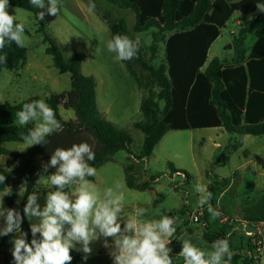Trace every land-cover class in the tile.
<instances>
[{
	"label": "trees",
	"instance_id": "trees-1",
	"mask_svg": "<svg viewBox=\"0 0 264 264\" xmlns=\"http://www.w3.org/2000/svg\"><path fill=\"white\" fill-rule=\"evenodd\" d=\"M86 1L89 3V0ZM106 1L134 12L136 22L131 30L134 33L156 30L153 44L148 48L151 58L154 59L158 54L159 42L165 43L166 62L159 67L152 64L140 46L138 58L124 61L143 91L140 106L143 119L133 124V128L144 135L139 156L131 151V133L118 128L101 114L96 100L97 79L86 76L82 71L84 55L74 53L66 60L63 45L48 33V25L56 16L46 15L44 20H39L41 9L34 7L30 0H10L11 6L33 15L37 33L42 36L47 46L46 53L52 57L54 67L60 74H69L71 77L70 91L51 94L45 99L63 130L49 136L46 144L31 146L24 153L6 147L12 142L24 143L21 134H27L34 127L33 124L15 126V113L22 110L25 103L43 99L33 96L21 103L0 104V156L13 160L11 169L0 165V174L6 177L4 183L0 184V195H4L6 208L16 209L22 216L27 196L34 190L39 192L37 181L43 166L49 162L57 147L69 148L73 144L89 143L95 153V160L89 163L98 169L113 161L115 154L120 151L127 152L129 159L144 163L170 131L223 127L228 134L237 137L236 140L232 138V144L225 151L229 148L238 150L241 137L245 135H264V18L256 16L249 20L257 12V4H264V0ZM236 13L245 20L235 39L236 57L230 60L216 58L205 67L212 44ZM101 17L112 28L113 36L120 34L129 37L130 28L125 19L114 22L106 13L101 14ZM250 36L255 39V43L248 49L245 42ZM0 56L7 57L6 63L0 62V70L19 71L27 63L28 49L25 46L18 47L14 42H6L5 47L0 49ZM61 109L73 110L75 119L63 120ZM136 167L134 163L125 166L126 185L144 191L155 178L138 183ZM169 167L172 172L188 175L187 172L176 170L171 163ZM53 171L50 168L44 173L48 175ZM88 179L94 181L95 176ZM21 187L24 188V198L18 210ZM250 220L264 221V214ZM21 228L28 234L30 242L32 236L27 217H24ZM225 230L213 232L205 226L203 238L210 245L217 239L229 241ZM183 231L194 234L193 228L188 225ZM9 237L10 234L0 237V256L6 254ZM71 254V264L83 261L80 252L73 251ZM230 262L255 264L246 254H235Z\"/></svg>",
	"mask_w": 264,
	"mask_h": 264
},
{
	"label": "clouds",
	"instance_id": "clouds-1",
	"mask_svg": "<svg viewBox=\"0 0 264 264\" xmlns=\"http://www.w3.org/2000/svg\"><path fill=\"white\" fill-rule=\"evenodd\" d=\"M30 3L41 9L39 20H44L46 15L57 16L61 7L58 0H30ZM10 6V0H0V49L6 42L25 46V25L17 23L16 16L9 14ZM88 7L90 12L95 10L94 0H89ZM257 8L264 11V4H257ZM139 46V37L133 40L120 34L107 43L108 50L116 54L118 61L138 58ZM6 61V56H0V62ZM15 117V126L34 123L27 134H21L26 148L44 145L49 136L63 130L54 110L44 100L25 103ZM94 160L95 153L87 142L69 148L57 147L43 166L45 173L50 168L54 171L47 176L41 175L37 181L47 180L42 208L36 190L27 196L23 216L16 209L5 208L0 198V219L4 221L0 226V237L17 234L11 240L13 264H71L73 251L82 252L86 261L93 251L91 245L101 239L103 247L109 249L113 264H174L170 256L172 249L168 247L176 231L174 218L164 215L156 221L139 219L147 212L144 208L138 209L133 218L123 217L124 194L107 188L101 195L88 179L97 174V169L89 163ZM5 179V175L0 174V184ZM195 190L200 193L199 205L209 204L212 193L200 185ZM208 210L214 219L221 215L210 204ZM24 217L30 222V242L28 234L21 228ZM181 242L178 256L183 257L184 264H228L231 259L227 239L214 241L208 252L189 240Z\"/></svg>",
	"mask_w": 264,
	"mask_h": 264
},
{
	"label": "rangeland",
	"instance_id": "rangeland-1",
	"mask_svg": "<svg viewBox=\"0 0 264 264\" xmlns=\"http://www.w3.org/2000/svg\"><path fill=\"white\" fill-rule=\"evenodd\" d=\"M81 1L89 6V3H87L86 0ZM94 3L96 4V8L92 12L98 18L100 17L103 22L106 23V21L102 19L101 14L105 13L109 14L111 20L114 22L121 18L126 20L130 28L129 37L133 40H135L137 37L140 38V47L144 48L147 58L152 61V64L155 67H159L161 64L166 62L164 41L159 42L158 54L154 59L151 58V54L148 51L150 45L153 44V34L156 32V30H151L141 34H136L131 31L136 22L133 11L114 6L108 3L106 0H94ZM8 11L9 14L15 15L16 21L23 23L27 29V32H24V37L25 47L28 49V60L27 65L20 71L12 72L6 69L0 70V104L5 102H9L11 104L21 103L36 95H39L45 101V96L51 93L70 91L71 77L69 74H60L59 71L54 67L52 57L46 53L47 46L44 44L42 36L37 33V27L35 25L33 15L24 9L13 6H10ZM256 16L264 18V11L258 9L257 12L250 17L253 19ZM244 21L245 20L238 13H236L226 23L225 27L221 30V36L212 44L209 50L208 61L205 67L216 58L230 60L236 57L237 51L235 48V39ZM169 36L170 34L167 35V37ZM60 43L62 44V42ZM254 43L255 39L250 36L247 38L245 46L246 48L250 49ZM85 61L86 58L84 63ZM36 65L43 67L45 72L39 71L35 67ZM32 79L36 80L34 85L32 83ZM118 87L119 94L117 98V106L119 98L124 89L123 79L120 80ZM140 97L141 106V101L143 98L142 89L140 92ZM120 101H122V98ZM126 103L128 105L127 107H129V117L135 116L137 110L136 95L132 94L126 100ZM119 109L120 107L116 108L117 111H120ZM124 114L125 113L122 115ZM61 115L65 121L75 119V113L73 110L66 111L61 109ZM106 119L109 120V118ZM142 119L143 117L141 120ZM29 124L34 125L33 122H30ZM133 124L129 131L133 137L134 143L133 150L131 145V151L134 153V155H139V152H137V147L140 141L136 136V129L133 128ZM173 133L174 132L166 136V138L161 143L162 145L154 150L151 157L145 163L148 177L152 175L155 177V179L159 180V182L155 185V187L159 189V193L157 195L159 203L163 201L161 198L164 196L165 199L169 201L171 207L176 208L180 204L181 199L188 198L186 192L188 189L190 191L189 200L191 203L187 205V209L190 211V213L193 212L194 207L197 204L196 202H198H195V199L198 200L197 192H195V184L198 182V179L200 177L203 178L205 172H207L211 175L217 176L218 179L225 177L229 184L232 182L227 194L224 197V200H226L228 203L224 204L223 206L225 210V205H227V209L229 210L240 209L241 211L247 213H254L256 216L262 215L264 213V135L243 136L241 137V146L238 148V150L234 151L232 148H229L227 151H225V149L232 144V138H235L236 140L237 137L227 134L225 138L220 140L224 145L223 148L216 150L210 143H205L201 147L198 143L200 142L201 136L204 135V132L194 131L193 137L195 141H197V144L194 148V158L190 152L183 156V165L185 167L184 171H187L191 175L193 182L191 183L190 187L181 186L179 189H176L177 183L184 181L185 176L182 175L183 177H178L172 172L169 164L171 163L175 165L173 161L175 158H171L173 160L169 161L164 160V155L161 151V148L165 147L167 149H174L173 147L176 144L186 145V143L189 142V138L177 137L174 136ZM178 133L189 134L190 132L181 131ZM139 134L142 141L144 139V135L141 131H139ZM6 146L10 150H16L20 152H25L31 148H26L25 143L18 142L8 143ZM131 160L132 159L129 160V154L127 152L120 151L115 154L113 161L106 163L97 169V174L95 175L96 179L95 181L91 182L96 186L101 195H103V192L107 188H112L117 193L122 192L125 197L124 201L129 200L132 196H141V198H143L150 197L153 194L151 191H138L127 187L125 166L128 165ZM215 162H217V164ZM12 163L13 160L11 158L0 156V165H2L4 168L11 169ZM138 174L140 175V181L144 182V178H141L143 177L142 172H139ZM41 175L47 176L44 172L40 174V177ZM46 185L47 180L41 178V180L38 182L37 189L40 187V191H43L46 189L44 188ZM23 194L24 190L21 188L19 190V197L17 201L18 210L20 209L23 201Z\"/></svg>",
	"mask_w": 264,
	"mask_h": 264
},
{
	"label": "crops",
	"instance_id": "crops-1",
	"mask_svg": "<svg viewBox=\"0 0 264 264\" xmlns=\"http://www.w3.org/2000/svg\"><path fill=\"white\" fill-rule=\"evenodd\" d=\"M45 2H47V0H45ZM58 3L61 6L60 11L59 14L56 16L55 20L48 25V29H47L49 31L48 33L51 36L57 37L60 40V42H62L64 46L63 49L64 58L66 60H69L74 53H82L84 55L86 61L82 66V71L86 76H95L97 79L96 100L101 114L105 118H109L110 122L112 121L114 124L118 126V128L120 127V129L130 131L133 122L139 121L143 117L142 112L139 110L140 100H141L140 97L141 89L134 76L130 73L127 64L124 61L116 60L115 59L116 54L110 52L107 48V43L113 37L112 28L108 24L103 22L100 19V17L98 18L93 12H90L89 7L81 0H58ZM35 67L39 71L45 72L43 67L39 65H36ZM121 79L124 80V89L119 98L118 106H117V98L119 94L118 86L120 84ZM32 83L34 85L36 83V80L32 79ZM60 93L63 92H55L51 94H60ZM51 94L45 96V99L48 98ZM132 94H135L137 97V110L135 116L129 117L128 114L129 107H127L128 105L126 103V100ZM121 98L122 101H120ZM116 106L120 107L119 109L120 111L116 110L117 108ZM123 113L125 114L122 115ZM139 131L140 130L138 129L136 130V136L140 141L137 147V152H139L138 154L140 155L143 147L144 139L141 141ZM194 131L204 132V135L201 136L200 142L198 143L201 147L205 143H210L216 150H220L221 148H223L224 145L221 143L220 140H222V138H225L226 135L228 134L223 127L190 130L189 134L178 133L181 131L168 132L164 136V138L160 141L157 147H160V145H162L161 143L166 138V136L172 132H174L173 133L174 136L189 138V142L186 143V145L176 144L173 147L174 149H167L165 147L161 148V151L164 155L163 156L164 160L169 161V160H173L171 158H175L173 161L175 163L174 167L176 168V170L179 171L185 170V167L183 165L184 162L183 156L187 155L188 152H190V154L194 158V148L197 144V141H195L193 137ZM133 145L134 143H132V150H133ZM139 155H135V156H139ZM146 162L147 161L142 163V162H138L135 159H132L131 162L129 163V164L134 163L137 165L135 174L139 178V180L137 181L138 183H141L140 175L138 174L139 172H142L143 177L141 178H144L143 179L144 181H146L147 179L155 178L152 175L148 177L145 168ZM215 163L217 164V162ZM173 173L176 174L178 177H183L182 175L185 176L184 181H180L179 183H177L176 189H179V187L181 186H188V187L191 186L193 180L188 172H187L188 175L182 172H173ZM158 182L159 180L155 179L152 182V184L146 190H144V191H151L153 193L150 197L141 198V196H132L129 200L124 201L122 205L123 211L121 215L125 218H133L136 216V212L138 209L144 208L147 210V212L143 217L139 218L142 220L156 221V220H160L164 215L172 216L175 220L174 227L176 229V234L170 238L172 241L168 245V247L172 249L170 256H172L174 264H184L183 257L178 256V253L182 249V242H181L182 240L191 241L192 244H194L196 247H198L199 249L205 252L212 250L211 247L212 245L208 244L206 240L203 238V231L205 226H207L210 229V231L213 232H221L223 229H226L225 232H226V236L229 239L231 257L235 254H246L252 248L250 241L248 240V238L244 236V230H245L244 225H239L234 229H228L226 226L220 223V216L214 219L208 210L210 204L212 209H214L215 211H219L220 213L223 212L228 216L235 218L238 221L244 219H250L254 217H261L264 214L263 213L262 215L256 216L254 213H247L241 211L240 209L229 210L227 209V205H225L226 206V210H225L223 206L227 202L226 200H224V197L227 194L229 187L232 183L231 182L229 184V182L225 177H221V179H218L217 176L205 172L204 177L203 178L200 177L198 179V182L195 184L196 186L197 185L203 186L208 192L212 193V197L211 200L209 201V204L200 206L199 203L196 202L200 198V193L197 192L198 200L195 199V202L197 204L194 207L193 212L197 210L199 207L205 208V216L202 220V223L198 225H195L190 222V215L193 213V212L190 213V211L187 209V205L191 203L189 200L190 191L187 189L186 192L188 198L181 199L180 204L176 208L175 207L173 208L171 207L169 201H167L164 196L161 198L163 199V201L159 203V199L157 197L159 193V189L155 187V185ZM21 188L24 190L23 187ZM38 191H39L38 203L41 205L42 208L45 204V195L47 189L40 191V187H39ZM138 191H142V190H138ZM0 198H2L3 206L6 208L4 195L3 194L0 195ZM23 198H24V194H23ZM33 222H36L35 218H33ZM3 223L4 221L0 219V226H3ZM28 223L30 224L29 220ZM185 225L192 227L194 234H190L189 232L183 231ZM15 235L17 234L16 233L10 234L8 248L6 250V254L0 256V264H13V257L11 255V250L13 245L11 243V240ZM109 242H111V238H109ZM91 247L93 249L92 254L88 257L86 261L83 259V261L80 262L79 264H113L112 258L109 255V249L103 247L102 239L94 242L91 245ZM80 253L84 255L82 252ZM225 259H227V257H225ZM228 264H231V262L229 261Z\"/></svg>",
	"mask_w": 264,
	"mask_h": 264
},
{
	"label": "built area",
	"instance_id": "built-area-1",
	"mask_svg": "<svg viewBox=\"0 0 264 264\" xmlns=\"http://www.w3.org/2000/svg\"><path fill=\"white\" fill-rule=\"evenodd\" d=\"M205 216V208L199 207L190 215V222L200 224ZM220 223L228 229H234L239 225H244V236L248 238L252 248L246 253L248 257L254 260L255 264H264V221L257 220H236L221 212Z\"/></svg>",
	"mask_w": 264,
	"mask_h": 264
}]
</instances>
